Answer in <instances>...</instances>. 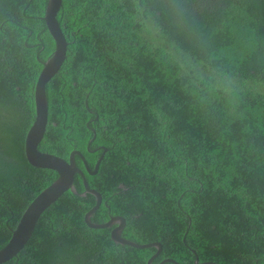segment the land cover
<instances>
[{
  "label": "trees",
  "instance_id": "trees-1",
  "mask_svg": "<svg viewBox=\"0 0 264 264\" xmlns=\"http://www.w3.org/2000/svg\"><path fill=\"white\" fill-rule=\"evenodd\" d=\"M46 3L0 0V249L56 178L23 153L54 50ZM54 18L66 49L37 150L81 154L101 198L89 221L119 216L123 239L159 243L150 264H264V0H60ZM72 185L3 264H146L154 247L85 226L94 197Z\"/></svg>",
  "mask_w": 264,
  "mask_h": 264
},
{
  "label": "water",
  "instance_id": "water-1",
  "mask_svg": "<svg viewBox=\"0 0 264 264\" xmlns=\"http://www.w3.org/2000/svg\"><path fill=\"white\" fill-rule=\"evenodd\" d=\"M59 7L60 0H47L44 15L42 18L45 23L46 30L54 43V50L52 51L50 56L43 62L42 68L34 83V118L31 125L27 129L23 140V153L26 162L31 167L53 171L56 174V178L50 185H48L41 192H39L32 199V201H30V203L26 206V208L20 215L14 229L10 232V237L7 243L0 249V264L5 263L11 258H14L18 254V252L23 248L24 244L31 236L37 219L39 218L40 214L44 211V209H46L62 193L66 192L67 190L75 194V190L72 185L74 174L79 175L82 181L83 192L80 195H84L85 193H87L94 197V205L83 215V223L85 224V226L89 229L96 230L110 228L114 225L109 232V237L112 242L138 249L154 247L156 249V253L146 261V264H150L152 259L160 251L159 243L153 242L147 244H136L134 242H130L126 239H123L120 236V232L124 227V219L119 216L109 217L107 221L100 224L91 223L89 221L90 216L99 207L101 203V198L97 192L90 190L86 186L82 172L77 169L74 165V156H77L82 159L81 154L77 151H72L67 156V159L63 160L52 154L39 152L37 150V144L43 137L47 119V107L44 92L45 84L57 72L65 56L66 43L54 18ZM92 140L93 137L88 141V144H90ZM99 149H101L102 152L94 163L92 171H89L88 167L83 164L84 170L88 175H93L96 172L99 161L102 159V156L105 152V148L99 147ZM191 252L193 251L191 250ZM164 261L165 260H163L161 263H163ZM169 261L173 264H177L173 260ZM192 264L214 263L208 261L199 263L195 258Z\"/></svg>",
  "mask_w": 264,
  "mask_h": 264
}]
</instances>
